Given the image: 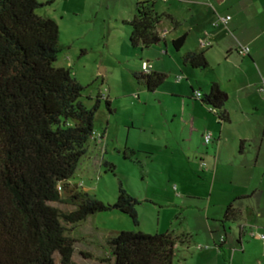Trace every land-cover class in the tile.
Masks as SVG:
<instances>
[{"label":"rangeland","instance_id":"1","mask_svg":"<svg viewBox=\"0 0 264 264\" xmlns=\"http://www.w3.org/2000/svg\"><path fill=\"white\" fill-rule=\"evenodd\" d=\"M41 1L52 3L37 13L54 18L60 29L62 50L56 65L70 68L85 87L83 101L88 107L98 104L94 130L104 135L91 139L71 182L108 204L116 201L120 187L139 201L138 226L118 209L98 212L78 225L73 231L79 240L75 263L111 264L106 239L123 230H142L167 232L179 240L172 264H231L219 248L225 233L226 247L238 246V224L227 221L224 231L221 223L217 225L219 221L208 219L206 207L210 204L209 214H216L220 203L237 190L228 166L232 160L224 157L215 175L213 139L219 130L207 120L208 113H213L208 106L190 96L188 81L175 61H181V54L169 44L172 57L158 59L160 54L154 50L160 51L161 45L148 49L132 46L127 22L136 13L135 0ZM147 55L150 64H166L172 74L153 92L133 76V72H143ZM179 76L183 77L180 85ZM181 85L186 86L188 96L169 92ZM192 119L194 130L190 131ZM204 132L215 135L208 144ZM132 146L136 155L130 154ZM229 148V142H223L222 154ZM51 204L62 211L72 210L63 203ZM222 214L223 218L225 211ZM258 240L250 234L243 237L255 255L245 264H264V257L256 255ZM82 250L90 252L86 253L91 255L88 260H83Z\"/></svg>","mask_w":264,"mask_h":264},{"label":"trees","instance_id":"2","mask_svg":"<svg viewBox=\"0 0 264 264\" xmlns=\"http://www.w3.org/2000/svg\"><path fill=\"white\" fill-rule=\"evenodd\" d=\"M50 3L0 0V264H76L77 241L71 233L98 212L118 209L138 226L139 201L122 187L108 204L71 182L95 132L98 104L88 107L85 87L70 68L56 65L62 50L58 23L37 13ZM155 5L156 0L137 1L127 22L132 46L148 49L165 42L159 30L168 17ZM186 38L172 40L173 48L180 50ZM182 61L195 69L209 65L203 51H187ZM133 76L149 92L165 80V74L153 70ZM200 100L227 119L226 93L218 83ZM106 104L110 109L108 99ZM53 202L72 210L62 211ZM238 219L229 204L220 222ZM178 242L167 232L142 230H123L106 239L111 264H172Z\"/></svg>","mask_w":264,"mask_h":264},{"label":"crops","instance_id":"3","mask_svg":"<svg viewBox=\"0 0 264 264\" xmlns=\"http://www.w3.org/2000/svg\"><path fill=\"white\" fill-rule=\"evenodd\" d=\"M135 1L137 3L138 0ZM155 7L159 14L168 17L163 19L160 28L167 31L165 42L158 44L162 46L160 51L154 50L160 54L158 59L164 56L171 58L169 44L172 46V40L186 34L184 46L176 50L181 54V61H175L180 75L188 81L190 96L201 102L196 92L208 93L213 83H218L226 93V120L201 102L208 106L209 112H213L208 116L214 114L207 116L209 124L219 130L217 138L213 139L216 142V154L212 156L216 166L214 173H218L223 158L228 157L232 160L228 166L233 182L237 184V190L232 192L229 200L220 203L216 214H209L210 204L206 207L208 219L219 221L217 225L221 223L223 227L224 223L220 222L222 213L226 212L229 204H233L238 213L239 219L234 222L240 230L238 246L226 247L228 237L225 236L221 241L224 245L221 244L219 250L226 260L231 259V264H245L246 259H255L251 248L243 242V237L253 231L256 235L251 236L259 238L260 249L256 255L261 259L264 257V238L257 234L264 235V0H156ZM226 15L231 16L227 26L215 24L219 16ZM240 45L249 47L248 55L238 53ZM192 50L205 52L209 63L206 69H195L183 63V54ZM147 56V62H151L150 55ZM152 66L153 71L165 74V79L167 74L172 75L166 64ZM182 82L183 79L177 81L179 85ZM169 92L180 97L188 96L185 85ZM193 125L192 119L190 131L194 130ZM227 141L230 144L229 155L228 152L224 155L221 147ZM131 149L135 150L133 146ZM73 231L71 235L75 237ZM214 231L216 228L212 233ZM86 253L90 252H80L83 260L91 257Z\"/></svg>","mask_w":264,"mask_h":264},{"label":"built area","instance_id":"4","mask_svg":"<svg viewBox=\"0 0 264 264\" xmlns=\"http://www.w3.org/2000/svg\"><path fill=\"white\" fill-rule=\"evenodd\" d=\"M231 20V16L230 15H226V16H219L217 18V20L215 21V24L218 25V24H222L224 26H227V24L229 23V21ZM159 33L161 35V37H165L167 31L164 30V29H160L159 30ZM238 53L241 55V56H246L249 54V47L248 46H242L240 45L239 48H238ZM153 69V66L152 64H150L149 62H145L144 65H143V72L145 73H150ZM182 76H179L177 78V81H181L182 80ZM262 89L264 90V78H263V81H262ZM196 97L199 98V99H202L203 98V94L200 92V91H197L196 92ZM211 110H213L214 112H217V110L215 108H211ZM102 138V134L101 133H96L94 132L93 134V139L94 138ZM212 140V133L211 132H207L205 135H204V142L206 144L210 143ZM251 235L252 236H255L256 235V232H251ZM257 235H259V237L261 238H264V235L263 234H260L258 233ZM223 240V238H222Z\"/></svg>","mask_w":264,"mask_h":264}]
</instances>
